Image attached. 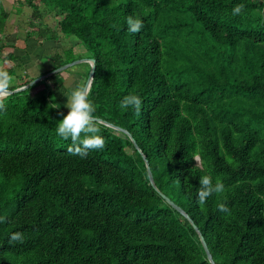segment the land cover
Listing matches in <instances>:
<instances>
[{"label": "trees", "instance_id": "1", "mask_svg": "<svg viewBox=\"0 0 264 264\" xmlns=\"http://www.w3.org/2000/svg\"><path fill=\"white\" fill-rule=\"evenodd\" d=\"M25 2L38 21L58 18L54 28L30 21L36 43L62 34L85 46L94 117L128 133L94 121L104 148L74 155L55 131L69 89L54 75L35 94L44 82L0 99V264H212L159 192L199 227L216 264H264V0ZM129 15L143 20L139 33L127 31ZM9 16L0 0V36ZM130 93L139 114L119 107ZM203 175L225 191L201 206ZM17 231L23 242L9 243Z\"/></svg>", "mask_w": 264, "mask_h": 264}, {"label": "rangeland", "instance_id": "2", "mask_svg": "<svg viewBox=\"0 0 264 264\" xmlns=\"http://www.w3.org/2000/svg\"><path fill=\"white\" fill-rule=\"evenodd\" d=\"M3 2L10 16L7 21L6 34L0 36V70L4 67L13 69L9 89L12 86L24 83L27 79H37L46 72L53 71V61L56 54L61 56V59L65 62L64 65L89 58L85 46L81 45L78 40L65 38L62 34L56 40L47 41L44 39L40 44L39 40L36 43L33 38L34 36L35 40L38 39L37 32L31 37L27 36L28 31L31 29L30 21L35 24V29L45 26V24L54 28L58 20L57 17L45 13L46 15L43 14L44 17H42L41 22V20L38 21V17L33 14L32 8L26 4L25 0H3ZM43 8V6L40 7L41 12L44 11ZM40 22L42 23L41 26ZM67 48H72V54L65 52V50H68ZM9 53L14 54L12 59L7 57ZM89 71V63L81 62L55 74L54 79L68 86L69 95L71 90L83 84V75H86ZM42 82L44 83L34 88L31 94L41 91L47 87L48 83L52 86L51 80L46 81V83L45 81ZM65 104L66 102H63V106ZM65 110L69 111L67 107ZM197 162L199 163V158H197Z\"/></svg>", "mask_w": 264, "mask_h": 264}, {"label": "clouds", "instance_id": "3", "mask_svg": "<svg viewBox=\"0 0 264 264\" xmlns=\"http://www.w3.org/2000/svg\"><path fill=\"white\" fill-rule=\"evenodd\" d=\"M244 9V4H236L231 9L233 16L239 15ZM143 20L135 15H129L126 18L127 31L129 33H139L143 28ZM11 82L8 72L0 71V88L7 89ZM89 92L85 85H79L71 90L67 97L65 106L69 109L68 113L59 120L56 125V134L64 140L70 139L73 147L69 151L74 155L86 157L89 150H101L104 148L105 140L100 134V129L94 125L95 107L88 98ZM142 105V99L138 94H128L120 101L121 109H134L139 114ZM83 134V135H82ZM224 183L209 175H203L199 179V187L197 189V202L203 206L209 197L216 194L219 196L224 193ZM217 209L220 212L227 213L228 207L225 203H218ZM23 234L19 231L14 232L9 237V243L23 242Z\"/></svg>", "mask_w": 264, "mask_h": 264}, {"label": "water", "instance_id": "4", "mask_svg": "<svg viewBox=\"0 0 264 264\" xmlns=\"http://www.w3.org/2000/svg\"><path fill=\"white\" fill-rule=\"evenodd\" d=\"M81 62H87L90 64V71H89V74H88V77H87V80L85 82V86H87L88 88V92L90 91L91 89V86H92V83H93V80H94V76H95V70H96V66H95V59L94 58H87V59H81V60H78V61H74V62H71V63H68L66 65H63L59 68H56L54 69L53 71H50L44 75H42L41 77L37 78V79H34L33 81L29 82L27 85L25 86H22L18 89H15V90H9V89H0V97H4V96H8V95H12L14 93H17V92H20V91H24L36 84H38L39 82L43 81L44 79L50 77V76H53L57 73H60V72H63L67 69H69L70 67L74 66V65H77ZM94 121H97V122H100V123H103V124H106L110 127H113V128H116V129H119V130H123L125 131L124 129L122 128H119L117 126H114L113 124L109 123L108 121H105L101 118H95L94 117ZM126 132V131H125ZM128 133V132H126ZM133 140V139H132ZM133 143L136 145V147H138V145L136 144V141L133 140ZM141 153L142 151L139 150ZM143 154V153H142ZM143 158L146 162V166H147V170H148V173H149V179H150V183L152 186H154L156 188V185H155V181H154V178H153V174H152V171H151V168H150V165H149V161L147 160L146 156L143 155ZM166 200L167 202L172 205L175 209H177L179 212H181L189 221L190 223L194 226L195 230L197 231L199 237H200V240L202 242V245L206 251V254H207V257L209 259V261L212 263V264H216V262L213 260V257H212V254L209 250V247H208V244L205 240V237L203 236V234L201 233L199 227L197 225H195L194 221L191 219V217L180 207L178 206L176 203H174L173 201H171L168 197H166L163 193L159 192Z\"/></svg>", "mask_w": 264, "mask_h": 264}]
</instances>
